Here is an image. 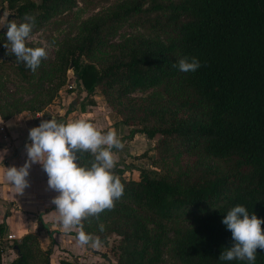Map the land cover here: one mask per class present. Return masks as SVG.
<instances>
[{
	"label": "trees",
	"instance_id": "1",
	"mask_svg": "<svg viewBox=\"0 0 264 264\" xmlns=\"http://www.w3.org/2000/svg\"><path fill=\"white\" fill-rule=\"evenodd\" d=\"M112 1L82 3L95 11ZM77 5L78 0H0V22L11 12L0 34V52L13 58L0 60V73L10 76L11 71L28 84L44 83L46 60L35 73L16 62L7 24L23 23L30 14L36 20L32 36ZM134 17L168 37L111 41L117 26ZM184 57L197 58L200 68L185 73L173 67ZM70 70L87 98L99 92L122 125L132 128L130 138L159 139L156 149L164 159L183 162L175 176L140 169L131 179L125 174L132 169L117 163L114 172L124 185L123 196L111 210L82 221L84 229L102 222L121 238L117 264H161L166 251L177 264H249L219 257L234 243L222 223L230 209L243 205L264 220V0L119 1L61 44L54 83L40 87L34 105L7 111L6 117L0 88L1 117L46 112L69 83ZM156 88L166 97L134 96ZM93 160L91 153H83L80 163ZM11 248L18 257L10 264H33L40 257L51 264L52 251H44L35 234ZM255 264H264V250L257 249Z\"/></svg>",
	"mask_w": 264,
	"mask_h": 264
},
{
	"label": "clouds",
	"instance_id": "2",
	"mask_svg": "<svg viewBox=\"0 0 264 264\" xmlns=\"http://www.w3.org/2000/svg\"><path fill=\"white\" fill-rule=\"evenodd\" d=\"M24 22L7 24L6 37L11 44V53L16 62H23L33 73L41 61L48 57L47 43L41 47H28L35 27V17L25 14ZM7 48V45H4ZM195 57H184L174 64L181 72H195L200 68ZM31 144L26 145L28 160L22 167L6 168L5 178L23 193L27 188L29 169L40 163L48 176V186L59 193L52 203L56 206V222L63 231H76L75 240L81 247L100 248L102 241L84 231L83 223L90 216L104 210H111L115 201L124 193V185L114 169L117 151L123 150L124 143L116 129L102 131L86 119L58 122L56 119L43 120L29 132ZM91 153L94 160L90 165L81 164V155ZM222 223L232 233L233 246L222 251L220 261L247 260L255 264L257 249L264 250V220L254 213L249 214L245 206L237 204L230 209ZM101 230H103L101 228Z\"/></svg>",
	"mask_w": 264,
	"mask_h": 264
},
{
	"label": "crops",
	"instance_id": "3",
	"mask_svg": "<svg viewBox=\"0 0 264 264\" xmlns=\"http://www.w3.org/2000/svg\"><path fill=\"white\" fill-rule=\"evenodd\" d=\"M80 92L81 101L72 97L75 93L69 94L68 98H63V103L51 105L37 118L28 117L24 113L4 120L0 115V128H5L4 132L0 131V255L3 264L17 259L18 253L11 246L21 242L29 234L37 235L44 251H64V261L72 260L73 256L81 259V255L88 249L87 246L78 245L75 230L66 233L57 224L56 206L52 200L59 193L49 188V178L40 163L31 165L26 178L29 186L23 193H17L15 187L5 178L6 168L22 167L28 160L25 146L31 144L29 132L32 128L38 127L43 120L66 122L83 118L104 132L109 129L117 130L125 145L123 150H114L118 156L117 163L129 164L132 161L135 164L133 158L149 150L150 140L141 134L130 138L131 128L122 125L121 118L113 113L101 95L95 94L87 98L85 91ZM128 170L126 174L134 171ZM12 235L15 239L10 240L9 236Z\"/></svg>",
	"mask_w": 264,
	"mask_h": 264
},
{
	"label": "rangeland",
	"instance_id": "4",
	"mask_svg": "<svg viewBox=\"0 0 264 264\" xmlns=\"http://www.w3.org/2000/svg\"><path fill=\"white\" fill-rule=\"evenodd\" d=\"M122 0H113L109 4H103L97 10H91L84 6L82 0H78V5L73 8L71 11L62 14L60 17L54 18L48 23H46L36 34L32 35L30 39L26 40L27 45H33L35 47L44 46L42 42L47 43L49 45L48 57L46 60V74L47 77L45 82L37 85L36 82L32 83H24L20 81L16 75L10 71V76H6L0 73V88L2 90V110L4 111V115L9 117V113H15L16 108L23 107L24 105L32 106L34 105L40 97L42 93L40 88L43 84L46 88L52 87V83H54L55 78V63L57 58V53L60 49L61 44L68 40L72 39L78 35L82 25L91 17H93L97 12L108 11L113 5ZM69 13V14H68ZM11 12L7 11L0 22V29L3 27L4 23L7 20L8 15ZM168 37V34L163 30H154L151 31L141 24L136 17L130 18L122 22L117 26L115 35L111 38V41L119 43L122 41H126L131 38H152V39H160L165 40ZM69 83L64 86L57 97L54 99L51 105H59L63 103V98H68L69 94L75 93L72 97L76 101H81L82 96H80L82 88L75 86V78L73 74H69ZM75 86V88H70V86ZM79 91V93H78ZM97 95H100L98 92ZM71 96V95H70ZM134 96L139 98H164L163 89L156 88L151 89L144 92H137ZM57 103V104H55ZM50 105V106H51ZM50 106L48 108H50ZM108 106V105H107ZM47 108V109H48ZM7 111H10L7 113ZM26 113L28 117L37 118V114L33 115L31 112H23L21 114ZM20 115V114H18ZM53 115V114H52ZM17 116V115H16ZM131 128V127H130ZM132 129V128H131ZM158 140H150L148 151L144 154H140L137 157H134L133 160L136 162L133 164L132 161H129V164L119 163L122 167L131 168L134 171L130 172V174H126L127 179L137 178L139 175L140 169L151 170L156 173L158 176L171 175L175 176L181 173L183 169V162L180 159L169 158L164 159L161 154L157 151L156 146L158 144ZM148 225L153 227V223L151 220H146ZM169 228L173 229V224H168ZM101 228L103 230H101ZM84 231L88 234H91L94 238L99 237L102 241V246L100 248H93L91 246H87V251L85 254L81 255V259L75 258L73 256L72 260L67 261L75 264H107L108 262H112L113 264H117L119 259V245L121 238L112 233L110 229H107L105 224L102 222L98 223H88L87 227ZM172 235V234H171ZM63 252L60 251H52L50 256L51 264H62L64 262ZM10 264V263H9ZM33 264H44V259L40 257L39 260L33 262ZM161 264H177L170 256V254L166 251L164 259Z\"/></svg>",
	"mask_w": 264,
	"mask_h": 264
},
{
	"label": "water",
	"instance_id": "5",
	"mask_svg": "<svg viewBox=\"0 0 264 264\" xmlns=\"http://www.w3.org/2000/svg\"><path fill=\"white\" fill-rule=\"evenodd\" d=\"M4 28H5V25H3V27L0 29V34L3 32ZM0 60L13 61V58L6 56L3 52H0ZM13 250L16 251V248Z\"/></svg>",
	"mask_w": 264,
	"mask_h": 264
},
{
	"label": "built area",
	"instance_id": "6",
	"mask_svg": "<svg viewBox=\"0 0 264 264\" xmlns=\"http://www.w3.org/2000/svg\"><path fill=\"white\" fill-rule=\"evenodd\" d=\"M68 74H70V75L73 74L72 70H70V71L68 72ZM75 86H76V84H75ZM75 86H74V85H73V86L71 85L70 88H75ZM42 114H43V112L37 113V117H40ZM0 131H1V132H4V131H5V128H4V127H1V128H0ZM9 239H10V240H13V239H15V236H13V235H12V236H9Z\"/></svg>",
	"mask_w": 264,
	"mask_h": 264
}]
</instances>
